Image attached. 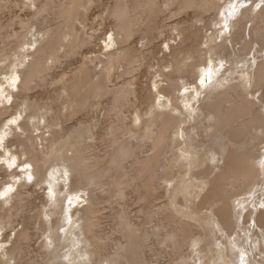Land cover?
<instances>
[{
  "label": "bare ground",
  "instance_id": "6f19581e",
  "mask_svg": "<svg viewBox=\"0 0 264 264\" xmlns=\"http://www.w3.org/2000/svg\"><path fill=\"white\" fill-rule=\"evenodd\" d=\"M232 1L234 2V0ZM5 2H6L5 0H2V1L0 0V11H2L3 7H6ZM32 2H33L32 5H34V7L36 8L35 12H37V14L38 13L39 15L46 14V13L48 15L52 14L53 15L52 17L55 16L54 18H57L56 20L62 19V21L60 20L61 22L60 23L58 22V25L54 24L56 27L53 25L54 27L50 26L51 27L50 28L49 26L45 27L44 25H42L45 28L42 27L43 30L40 32V35L37 32L39 36L42 35L43 37L42 40L41 38L34 40V37H35L33 36L34 34L32 35L33 37L29 36L32 32L34 33V30H32L31 33L29 32L30 33L29 35L26 34L24 29L25 28L28 29L27 27L28 26L31 27V26L30 24L28 25V23H25V21H21V22H24L25 25H28L22 29L24 30L25 34H21L19 36L18 34H16L17 37L15 38H17V40L12 41L8 43L7 45H6L7 40H6V43L2 41V43H4L2 46L6 45V47L1 46L2 48H0V61L4 59L7 60L9 53H13L12 54L13 56H14V53L21 54L22 56L21 50L26 51L29 47L28 45L35 44V43L39 44L37 49L35 50V53L33 54L28 53L25 56V58L28 57L26 59L27 61L28 59H30V61H28L29 63L27 62L28 67H25V65L27 66V64L26 62L23 61L25 58H23L22 56L23 60L21 62L25 64L23 66L25 68L24 72L22 73V71H17V72L15 71L16 77L20 78L21 80L20 85H18V89L20 87L24 89L25 92L33 88L31 86L35 79H38L41 82L44 80L45 74H47L46 70L48 68V65H47L48 63H46L47 59H50L52 62L56 60L58 61V58L60 59V57L62 56L66 57L65 55L68 56L72 54L77 48H78L77 50L79 51L80 50L79 47L85 43L86 38L81 34V32H79L80 29L78 30L76 26V29H74L76 32L75 33L72 29V26L77 18H78L77 20H81L83 18L81 16H83L84 11L89 6L90 0H79V2L77 0L73 2H67V0L65 1L42 0L41 2L40 0H32ZM170 2L177 5L176 12H179L181 10H184L190 7L198 9V11H200L201 13H207L209 11H217L220 15V18L222 17V19H220L219 22H223L222 23L223 26L227 24L226 21H228L227 19L228 17H230V16L227 17L225 14L226 12L222 11L223 9H221L220 0H165L164 3L161 2L160 0H136L134 3L132 2V4L129 3L127 0L115 1V5L114 7H112L109 14L110 16H112L111 18L114 17L117 20V23L114 26L115 28L113 27L115 30L114 40L119 45H121L119 48L121 50V53L116 56L106 57L105 61H103L104 59L102 60L103 62L107 63V67L105 66V64L103 65V67L104 66L106 67V71L104 73H102L101 71L99 72L97 71L94 73V71H96L92 69L94 67L89 68V66H87L88 67L87 68L86 66H83V67L79 66L80 68L76 69L74 73L68 79L62 82L61 90L65 93L63 97L66 98V101H67L66 104L68 105V108L70 110V112L68 111V113L66 112V114L65 113L63 114L62 113L63 111H61V113H59L60 111L59 112L57 111L56 116L55 115L52 116L53 114L48 116L51 112V108L49 107L47 103L44 105V107H40L39 105L41 104L40 103L38 104L37 101L36 102L31 101L27 98V96L23 98L25 95L24 94L22 97L23 99H22L21 105L26 106L25 109H29V111L31 110L30 108H32V111H35L33 113L34 116L31 119L40 120L42 118L43 121L44 120L46 121L47 123L46 126L51 125V126L57 127L59 122L63 121L64 117L66 118L67 116L75 114L77 111L80 112L79 110L82 111L83 107L88 106L91 100L98 101L99 97L104 96V94H107V93L108 94L114 93L113 96H115V98L113 97V100L121 99L123 101V102L121 100L120 101L118 100V102L116 101V104L120 102L119 104H117L118 106L121 104V102L124 103L125 99L129 96L128 90L124 88L121 89L122 87L119 88V90L118 89L109 90L106 84L107 76L109 72L111 71V69L114 66H115L114 67L115 69L116 65L121 61L125 60L127 61V63L136 62L135 61L136 55L134 54L133 49L129 48L127 44H125V41L130 36H133V33L136 32L137 29H139L140 32L142 31L145 35V38L149 41L151 38L150 34L152 33L151 29L153 28L152 24L154 23L155 16L157 15L161 6L163 5H165V7L168 5L170 6L171 4ZM245 2L248 3L250 2V0H245ZM256 2L253 3L252 1L249 8L244 10L249 15L244 16L245 18H243V20L241 18L240 20L242 21L240 22L234 21V22L229 23L228 28L230 31L228 35L226 34V32L223 30L222 27L218 28L217 31L219 32L221 31L223 34L221 35L218 34L220 37L218 36V38L216 39L212 37L209 44H207V48L204 49L203 51L201 50L202 52H204L203 55L200 54L202 53L201 51H199L200 48H196L198 49L196 50L195 46L191 49V52H192L191 54L190 53L188 54L189 49L188 50L183 49L185 54L184 52H182L184 54L183 56L184 59L182 58L183 60L181 63H184V65H186V69L184 70L183 69L184 67H181L178 65H175V69H173L175 70L176 73H178L180 79H182L183 77L185 78V74L187 72L199 75L200 79L202 77L207 76L210 81L209 82L210 86L208 87H212L215 90H218L219 88H221L222 90L225 89L224 91L217 92L215 95L213 94L214 96H211V97L210 95L212 94L209 95V93L205 92L203 94L205 96H203L200 93L201 88L196 83V81L192 83L190 82V85L192 86L189 89L185 90L186 93L182 95V97L174 98L172 97V94H171L172 98L170 102H164L162 104L157 103L158 105L156 106L152 105L154 108L163 107L166 109H170L168 113L154 111L155 114L153 115L151 120L150 119L142 120V115L141 116L136 115L135 120H138V123L140 121L141 126H142L140 127L141 130L139 132L134 130L135 128L133 129L132 127H127L128 125L127 126L125 125L122 118L120 119V121H118L119 124L110 123L111 125L108 127L107 135L109 137H112L111 139L113 140L112 141L113 144L114 143L116 144V142H119V144L118 145L116 144L117 146L114 144V150H112L110 154L108 152V155L105 154V156L104 154L102 156V155H97L94 153L93 155H91L89 153L90 150H88L89 148L86 144L87 142H85V139H87V137H89L90 135V127H87V126H81L79 129L74 131L77 133L75 134V136L74 135L57 136L59 133H57L56 130L52 131L51 136L54 137L53 144L55 143L56 147L53 150L54 152H51V153L35 149L32 147L33 144L28 145L29 143L27 144V142L29 141L33 143L32 137H30L31 135L26 138L27 140L23 139V142L21 141L20 145L24 147V154L27 156V159L24 164H26L29 168L25 170L22 169L20 173H13L14 174L13 178H15L14 182L12 183L9 181L6 182V185H9L8 187L9 191L13 189V187H16L17 191L16 193L11 194L8 198H5L3 200V203L10 204V207L9 209L5 210L4 215H1V212H0V227L5 226L9 223L11 224L12 223L11 216H13V214L20 207H24L25 204L22 206V203H24L27 198L29 199L28 197L29 194L27 193V191L24 192L22 191V189L20 190V188L24 185L26 178L28 179L32 178L33 184L37 185V184L44 183V185H46V188H44V190L47 191L46 196L50 198V200L47 199L46 202L43 204L44 206L41 207L43 208L42 210H40V213H39V215H41V217H39V220H41V223H43L42 217L46 219H50L52 216L59 215L61 218L60 225L58 224L59 226L57 228H56V220L54 221L52 219L50 222L49 220L45 221L47 225H50V228H48L49 234L46 233L47 230L43 228V226L40 227L47 241L46 244L44 242L42 247H44L45 249L48 248L49 246H52V247L54 246L55 249L56 247L60 248V240L61 238L62 239L64 238L65 239L64 241H67L68 243H70L67 246L69 247V249L63 255H61L62 253H59L60 255L57 256V260L60 257H66V259H68L69 262H74L75 264H98L97 257H98V254L101 253L102 249H104L102 248V246L104 244V241H106V239L104 238L106 236L103 237L102 234L100 235L99 232H97V228H99L98 222L100 221L99 219H101V218L98 219V216H100L98 215L99 213L96 214L97 210L100 209V208L97 209L98 207L97 199L100 198V195L98 194L99 198H96L97 194H94L95 190L93 188L88 189L90 185L99 184L100 189H105V187L106 189H108V191L109 189H111V191L115 194L112 193L110 195H113V198L116 197L118 199L119 198L122 199V197L126 196L124 194H125L126 187H128L134 191V194L137 196V198L140 201H146L148 196L152 194L154 190L156 189V186H157L156 173L158 172L157 168H162V171L164 172L165 177L169 175L172 176V172H175V174L176 172H180L183 175V172L186 173V172L192 171L193 168L198 167L199 165H201L202 163L206 161H209V162L213 161L214 162L213 169H211L210 167L207 168L211 171L207 170L206 173H203L204 171L200 173L197 172L200 175V177L201 176L204 177L203 180L201 179L202 183L200 182L199 184L196 183L194 185L196 186L198 191L199 189L200 191L202 190L200 194V206L199 207L200 208L201 206L204 207V204L207 208L209 207V210L212 216L214 215L216 217V221L218 222L221 229L224 230V232L231 231L230 234L233 233L234 230L232 231L229 229H233V226H235V224L238 223L239 217L241 218V222L245 221V216H242L241 212L244 209H246V207H242V205H244L247 202H245L244 204H241L243 201L242 202L240 201L237 206L241 205V208L235 210L234 205L231 202V198L235 197L234 195L235 193L238 195L237 193L238 190H239L238 191L239 193L240 191H243V193L248 192L252 184L255 185V183H257V181L255 182V180H257L260 175H264V160L262 159V157L264 156V153L260 155L259 148H258L259 144H262V141L264 142V112L262 111L264 109V99H263L264 97L261 95L262 99L260 100L262 101L260 102V105H257L254 102V100L249 99L252 97V96L249 97V94H243V93L237 92V90H239L241 87H243L244 91L248 90L252 82L254 83L253 84L254 86H258L259 88H261V90L262 89L264 90V60H263L264 53H261L259 55L256 54L257 52H262V51L264 52V48L260 47L263 43L264 38L261 39L260 36L259 37L256 36L257 32H258L257 34L261 33V35L264 36V6L260 4L262 3V0L261 2L259 0L257 3ZM259 5L262 7L258 8ZM257 8L259 9V11L256 12ZM234 9H233L234 11H237L239 9V4H236ZM78 11H79V14H78ZM244 11L242 12V14L245 13ZM173 12L175 11L173 10ZM75 15H78V16H75ZM255 19H257V21L253 22L255 21ZM243 21H246V22H243ZM31 22L33 21L31 20ZM155 22L157 21L155 20ZM249 23H251V27L249 28L250 35L252 33V35L249 37L250 41L247 42L246 44L240 43L242 44V46H240V49L238 50V52H235V49L233 48L234 54L230 53L225 48L223 50V47L227 45V43L228 45L230 44L234 47V41L237 39L236 38L237 32H238L237 27L239 26L243 27ZM24 24L21 23V25L23 26ZM241 27H240V30H241ZM180 28L182 27H179V30H181ZM36 31H37V28H36ZM77 33L78 35L76 36ZM118 36L120 37L121 41L117 39ZM11 37L13 38L14 36L12 35ZM220 38H221V41L219 42ZM33 40L35 43L32 42ZM87 40L89 39L87 38ZM240 40L242 41V39ZM26 45L28 47L26 50H24L26 48L25 47ZM83 46H85V44ZM226 47L227 49L229 48V46H226ZM62 49H64V52H61L62 55L61 53L58 54L60 50ZM225 50L228 51L229 53L225 54L226 52H223ZM197 52H200L199 53L200 55ZM247 54H249V56H252V60H250L251 57L249 61L247 60V57H248ZM137 55H141V54L138 53ZM29 56L32 58H29ZM200 56H205L207 57L206 60L208 59L209 64L204 63L203 68H202V64L198 65V63L200 62V59L203 58V57L200 58ZM137 58L138 57H136V60ZM189 59H192V62L188 65L185 64V62ZM206 60L203 59V61L207 62ZM95 61L98 63L99 59L94 60L92 63H94ZM250 61H252L253 63L255 61L257 62V63L255 62L256 65H254L255 69L253 71H249L253 67V63L252 62H251L252 64L249 63ZM177 62L178 61L174 62V64H176ZM100 63L101 65L103 64L102 62ZM89 65H91V63H89ZM239 65H243V66L241 67ZM244 66H247V69L245 68V70H243L242 68ZM12 71L14 70L12 69ZM48 71H50V67ZM234 75H238L239 78L241 79V82H238L237 84L232 83L233 85L230 84L231 86L230 87L228 86L229 88H227L226 85L228 83H231L233 80L238 79V77L235 78ZM162 76L165 77L166 81L169 84L170 89L171 87H173V88H176L177 91H179L178 89L180 88L181 90L182 88H184L183 85L186 84V83H183L181 86H179L180 84L178 85V82L173 81L171 78H169V74L168 75L162 74ZM184 78L182 80H184ZM197 82L199 83V81ZM33 85H36V84H33ZM200 85L204 87V84L201 82H200ZM166 91H170V90H168V88L157 90L158 94L164 93L165 95L167 93ZM173 91H176V90H173ZM5 93H7L6 97L8 98V96L10 95L8 94V90L6 89L3 92H1V95ZM261 96L259 97L261 98ZM113 100L111 99L112 103L114 102ZM197 100H199L197 102L198 105L196 104ZM117 105L114 106L113 104L115 108ZM113 106L112 107L110 106V107L113 108ZM121 106H124V104H121L119 107H117V109L119 110ZM51 107H52V104H51ZM43 108L45 109V112H49L48 115L47 113L42 114V111L40 110H42ZM184 108L185 110H188L187 111L188 113L186 112L188 116L190 117L196 116V118L199 119L197 124L186 126V123L189 117L187 115H184L183 113ZM39 111L41 112V114ZM146 114L147 113H145V115ZM186 116H187V119H186ZM201 124L203 126H201ZM27 126L28 125L26 124L18 125V127L22 131H26V129L29 127ZM151 126H153V128H151ZM9 128L11 129V127ZM3 129L0 132V134L2 133L0 136L1 139H3L4 137L8 135L7 130H3ZM180 129H181V132H180ZM197 129L200 130V136L202 138H206V140L205 139H204L205 141L197 140L198 142L195 141V143H193L194 142L193 140H195L194 139L195 136H197L196 138H199L198 137L199 134H197L196 132ZM194 130L196 134L193 135V133L191 134L190 132ZM123 133L127 135L125 136L126 139L129 138L128 140L135 141V143H138V144L149 143L150 148H151V155L146 156V157H143V156L140 157L139 155H136L135 157L136 160H134V162L132 163L130 161L131 157L134 155V151H132V149H134V145L136 144L133 145L131 141H129L130 143L125 142L126 144H123L121 141H119V140L124 139V138H121V135L123 136ZM173 135L176 136V141L174 139L175 137H173L174 140L172 139ZM249 142H251V144H249ZM253 148H256V150L255 152L252 153ZM239 149H242V150L238 152ZM180 152L183 155H185V157L182 154H179ZM220 161H222L221 166L219 165ZM129 163L130 165H128ZM157 163L158 165L156 166ZM215 170L217 171L216 173H215ZM260 171H263V172H260ZM46 172L48 173L47 174L48 176L45 174ZM197 173H194L197 176L193 174L192 177L194 176L198 177L199 175ZM209 175H212V177L207 180V177ZM23 177H24V181H22ZM258 184L257 186L260 185ZM64 185L67 188L66 194H65V191H63ZM77 186L78 187L82 186L80 188L81 191H84V190L86 192L88 191V194H86V197L84 199L88 201V206L85 207L83 210H79V212L76 213V215L70 214L66 216V218L69 221H73L75 219H78V220H75V222L72 223L70 227L65 230L63 228L64 218H62L63 216L61 213L62 211L60 207L57 206V204L58 203L60 204V200H63L66 195H67L66 196L67 198L70 197L71 199L75 197H80V195L79 196L75 195L76 194L75 191L78 190V189H75L77 188ZM176 189L177 187L172 192L171 199L175 196ZM234 190H237L234 194H232L234 197L232 195H231L232 197H230V194L233 193L232 191ZM184 191L186 190L184 189ZM185 193H183L184 196H182V200L183 202L186 201L187 203L185 205L188 208H190L189 203L193 201L192 199L193 195H192V192L186 193V194ZM253 193L254 192H252V194ZM154 194L155 192L152 195L154 196ZM246 194L250 195L248 193ZM248 198L250 197L248 196ZM110 200H113V199H110ZM166 205L173 206L172 202L170 201L169 203L168 201L167 204H164L160 208L161 211H159L158 213L163 215L164 221H167V223L164 222L166 223V226L168 225V223L169 224L171 223L175 226H173V229H171L170 231L162 232L164 226L161 224H157L153 226L152 228L153 232L150 235L160 234L159 237L161 236L162 243L163 241H166L168 242V244L172 245L171 247L179 251L178 249H181L182 245L184 246L185 243H187L188 240L192 238L191 236L194 234L191 235L192 227L189 225L190 222L187 223L186 221L176 220V218L170 214L171 209L170 208H169L170 210L166 209L167 208ZM47 206L49 207L48 210L46 209ZM67 207L69 210L71 206L70 207L67 206ZM207 208H201V209L207 210ZM9 210L11 211L10 214H8ZM194 213L195 212L192 209L191 214H185V213L184 214L187 215L188 217H191L192 214ZM126 216L122 213L119 214V217L123 220V229L128 231V234H127L128 235V245H127V250H126L127 256L125 253L126 263L127 264H141L142 263V259L140 258V253H142L141 248L143 247V243L148 239L149 234L148 233L144 234L143 236H140V238L136 237L135 235H136L137 229L132 228V226L135 223L132 225V222ZM243 218H244V221H243ZM195 220L197 221V223L200 224L202 228L203 226L205 227V225L203 226L201 225L205 221L207 222L205 218L201 219V218L195 217ZM232 220L235 224L232 222ZM253 220L256 224V227L264 235V210L259 211V213L256 214ZM216 221H215V224H216ZM246 222H249V220H247ZM245 225H247V223ZM26 228L27 227H23L22 230L17 232L15 240L12 242V245L10 246V248L7 250L5 254V257L7 258L5 263H9L10 261H13V260L15 262L16 256L21 252V248L23 245L20 246L19 241L20 240L25 241L26 238L28 239V237H30L28 236L30 232L28 233L29 230L27 231L28 228L27 229ZM60 229H64L62 230L63 231L62 236H61V233L59 234ZM193 229H195V227ZM193 232L195 233V230ZM169 233L173 234V240L166 239ZM205 234L207 237L206 232L203 235ZM227 234L230 236L229 233ZM237 234H238V237L241 238V234L240 236H239V232ZM237 239L234 238V240L228 243V246L226 245L227 250H229V252L230 250H232V248L238 247L241 245L240 241H238ZM258 240L260 239L255 238L256 242ZM260 244L261 243H259L258 246ZM209 245H211V243L208 244L205 249L210 252L211 260H214L216 257L211 253L212 247H210ZM214 249H213V252H214ZM222 249L223 248H221V250ZM251 249L249 248L243 249V251L241 250L242 252H239V255L241 257L247 256V259H248L250 258L248 255L249 253H251L252 251ZM16 250H19L20 252L15 253ZM229 257L231 258V255L230 256L228 255V258ZM52 259L48 260L46 264H61L62 263L61 261L59 262L57 261V263H55L54 262L55 260H52ZM252 259L253 261L251 262L256 264L255 259L254 258ZM112 261L117 262V264H120L119 262L121 263L123 262L122 259L120 260L118 258H114ZM233 263L234 262L231 259H229L227 262V264H233ZM15 264H18V263L15 262Z\"/></svg>",
  "mask_w": 264,
  "mask_h": 264
},
{
  "label": "rangeland",
  "instance_id": "374dc122",
  "mask_svg": "<svg viewBox=\"0 0 264 264\" xmlns=\"http://www.w3.org/2000/svg\"><path fill=\"white\" fill-rule=\"evenodd\" d=\"M5 1H6L5 2L6 7H3L2 11H0V26H1L0 27L1 29L0 30V48L6 47V45L12 41H16L17 40V38H15L17 37L16 34H18L19 36L21 34H25L26 32V34L29 35L32 30H34V33L32 32L29 36H32L34 34L33 36L36 37V38L34 37V40L40 39V38L42 40L43 38L42 35L39 36L40 32L43 30L42 27L43 28H45L46 26L54 27L55 25H58V22L60 23L62 21V19L56 20L57 18H54L55 16L52 17L53 16L52 14H49V15L47 13L41 14V15H39V13L37 14V12H35L36 8L34 7V5H32L33 3L32 0H5ZM41 1L42 0H40V2ZM57 1H61V0H57ZM62 1H65V0H62ZM73 1L75 0H67V2H73ZM77 1L79 2V0ZM115 1L114 0H90L89 6L84 11L83 16H81L83 18L82 19L80 18L81 20H77L78 18L77 19L75 18L76 20L72 26V29L74 32H75L74 29H76V26H77L78 30L80 29L79 32H81V34L86 38V41L87 42L89 41V42L87 43L85 41L84 43L85 46H83L84 44H82L81 45L82 47L81 46L79 47L80 48L79 51L77 50L78 49L77 48L76 49L77 51L75 50L72 54L68 56L65 55L66 57L62 56L60 57V59L58 58V61L56 60L52 62L50 59H47L46 63H48L47 64L48 68L46 70L47 74H45V77H44L45 82L44 80L41 82L38 79H35L31 86L33 88L27 90L26 92L24 91V89L20 87L18 89V85H20L21 80L20 78L16 77L15 74L17 71H22V73L24 72L25 68L23 66L25 64H23V62L21 61L23 60V58H25V56L28 53H32V54L35 53V50L37 49L39 44H36L33 40L32 42H34L36 45L31 44V45H28L29 47L26 45L25 46L26 48L24 47L25 48L24 50H26L27 47L28 49L26 51L21 50L23 58L21 54L14 53V56H13L12 55L13 53H9L7 60L4 59L0 61V132L3 128H4L3 130H7L8 132V135L4 137L3 139H1L0 137V140H1L0 141V194H1L0 195V212H1V215H4L5 210L9 209L10 207V204H4L3 200L5 198H8L11 194L16 193L17 191L16 187H13V189L9 191L8 190L9 185H6V182L8 181L11 183L14 182L15 178H13L14 176L13 173H20L22 169L25 170L29 168L26 164H24L27 159V156L24 154V147L20 145V142L21 141L23 142V139L27 140L26 138L29 137L30 135H31L30 137H32L33 143L29 141L27 142V144L29 143L28 145L33 144V146L31 145L33 148L38 149L40 151L42 150L44 152L51 153V152H54L53 150L56 147L55 146L56 144L55 143L53 144L54 137L51 136L52 131L56 130L57 133H59L57 136L59 135L60 136L62 135H66V136L74 135L75 136V134L77 133L74 131L79 129L81 126H87V127H90V135L89 137H87V139H85V142H87L86 144L89 148L88 150H90L89 153L91 155H93L94 153V154L102 155V156L104 154L105 156V154L108 155V152L110 154L111 151L114 150V144H115V143L114 144L112 143L113 141L111 139L112 137H109L107 135L108 127L111 124H116V123L119 124L118 121H120L121 118L123 119L125 125L126 126L128 125L127 127H132L133 129L135 128L134 130L139 132L141 130L140 127L142 126H141L140 121L138 123V120H135L136 115H140V116L142 115V120H146V119L151 120V118L155 114L154 111L168 113L170 109H166L163 107L154 108L152 105L156 106L158 105L157 103L162 104L164 102H170L172 97L174 98L182 97V95L186 93L185 90L189 89L192 86L190 85V82L192 83L196 81V83L201 88L200 93L202 95L205 92H207L209 93V95L212 94L210 95L211 97V96H214L217 92L224 91L225 89L222 90L221 88H219L218 90H215L212 87H208L210 86L209 85L210 81L207 76L202 77L200 79L199 75L187 72L185 74V78L183 77L184 80H182L183 78L180 79L178 73H176L175 70L173 69H175V65L184 67L183 68L184 70L186 69V65H184V63H181L182 60L184 59L183 56L185 54L183 49H186V50L189 49L190 52L188 51V54L192 53L191 49L194 46H195V49L200 48L199 51L201 50L203 51L204 49L207 48V44H209L212 37L216 39L218 38L219 35L223 34L221 31L220 32L217 31L218 28L222 27L223 30L228 35L230 31L228 28L229 23L234 22V21H238V22L242 21L243 18H245L244 16L249 15L244 10L249 8L252 1L253 3H255L256 1L258 2V0H250V2L248 3H246L245 0H234V2L232 0H220L221 9H223L222 11L226 12L225 14L227 17L230 16L227 19L228 21H226L227 24H225L224 26L222 24L223 22H219L220 19H222V17L220 18V15L217 11H209L207 13H201L200 11H198V9L190 7L191 9L190 8L184 9L186 11L181 10L179 12H176L177 5L172 2H170L171 3L170 6L169 5L166 6L167 8L165 7V5L161 6L157 13L158 16L157 15L155 16L154 23H153L154 25L152 24L153 28L151 29L152 33L150 34L151 38L149 41L145 38L144 33L142 31L140 32V30L137 29V27H136L137 30L135 29L136 32L133 33V36H130L131 39L129 37L125 41V44H127L129 48L133 49L134 54L136 55L135 56L136 62L127 63V61L125 60L121 61L122 64L121 62H119L116 65V68L114 69L115 67L114 66L107 76L106 84L109 90H114V89L119 90V88L121 87H122L121 89L124 88L128 90L129 96L125 99L124 103H122L123 101L120 99L122 101L121 104H124V106L120 107L121 109L120 108L119 110L117 109V107L121 105V104L119 106L117 105L120 102L116 104V101L118 102L119 99L113 100V97L115 98V96H113L114 93L113 94L107 93V94H104V96L99 97L100 100L98 99V101L91 100L88 106L83 107L82 111L79 110L80 112L77 111L75 114L67 116L66 118L64 117L63 121H60L57 127L51 126V125L46 126L47 123L45 120L43 121L42 118L40 120L31 119L34 116L33 113L35 111H32V108H30L31 109L30 110L31 112H30L29 109H25L26 106L21 105L22 99L25 98V96H27V98L31 101H35V102L37 101L38 104L40 103L41 104L39 105L40 107H44L46 103L49 105V107L51 108L50 114L48 115L49 112H45L44 108L40 110L42 111V114L47 113L48 116L52 114H53L52 116L54 115L56 116L57 111L58 112L60 111L59 113L63 111L62 113L66 114V112L68 113V111L70 112V110L68 108V105L66 104L67 102L66 98L63 97L65 93L61 90L62 82L68 79L74 73L76 69L83 67V66H86V67L89 66V68L94 67L92 68L93 70H96L94 71V73L97 71L98 72L101 71L102 73H104L107 67V63L103 62L105 61V58L116 56L121 53V50L119 49L121 45H119L114 40V33H115L114 26L116 25L117 20L116 18L113 17L116 20L115 21L113 18H111L112 16H110L109 14L112 7H114L115 5ZM127 1L132 4V2L134 3L136 0H127ZM160 1L163 3L165 2V0L164 1L160 0ZM259 1L261 2V0ZM263 2L264 1L262 0V3L260 4L264 6ZM236 4H239V9H238L239 11L238 10L234 11L235 10L234 7ZM231 5H233L234 7ZM259 7L261 8L262 6L259 5L258 8ZM258 8L256 9V12L259 11ZM173 10L175 12H173ZM243 11L245 13L242 14ZM34 12L36 13V15ZM78 14H79V11H78ZM75 16H78V15H75ZM241 18L242 20H240ZM31 20L33 22H31ZM155 20L157 22H155ZM21 21H25V23H28V25L30 24L31 27H29L28 25H25L24 22H21ZM256 21L257 19H255V21L253 22H256ZM243 22H246V21H243ZM21 23L24 24V26L21 25ZM42 25H44L45 27ZM25 26H28L27 27L28 29L25 28L24 29L25 32H24V30L22 29ZM179 27H182L180 28L181 30H179ZM240 27L241 26L237 27V31H238L237 37H236L237 39L235 38L236 40L234 41V47L230 44L228 45L227 43V45L223 47V50L225 48L230 53L234 54L233 48L235 49V52H238V50L240 49V46H242L243 43L246 44L247 42L250 41L249 37L252 35V33L250 35L249 28L251 27V23L247 24L246 26L241 27V30H240ZM36 28H37V31H36ZM37 32L39 33V35ZM257 33H256L257 37L260 36L261 39L264 38V36H262L261 33L259 34ZM12 35L14 36L13 38L11 37ZM77 35L78 33L76 34V36ZM87 38L89 40H87ZM117 39L121 41L119 36L117 37ZM240 39H242V41ZM6 40H7V43H6ZM2 41L6 43L5 46H2L4 44L2 43ZM220 41H221V38L219 39V42ZM226 46H229V48L227 49ZM260 47L264 48V40ZM226 50L223 52H226L225 54H228L229 52ZM61 52H64V49L60 50L58 54H60ZM182 52H184V54ZM138 53H140L141 55H137ZM197 53L199 54L200 52H197ZM261 53H264V52L263 51L257 52L256 54L259 55ZM200 54L203 55L204 52ZM16 55L17 56L20 55L19 56L20 59ZM247 56L249 57V58L247 57L248 61L250 57H251L250 60H252V56H249V54H247ZM136 57H138L137 58L138 61L136 60ZM27 58L28 57H26L23 60L24 62H26V64L28 61H30V59H28L27 61L26 60ZM29 58H32V57L29 56ZM200 58L202 60L200 59V62L198 61L199 62L198 65L202 64V68H203L204 63L209 64L208 59L206 60L207 57L200 56ZM98 59H99L98 63L96 61L92 63L94 60H98ZM203 59H205L207 62L203 61ZM11 60L13 63L11 62ZM175 60L178 61L176 64H174V62H176ZM100 62H102L103 64L101 65ZM191 62H192V59H189L185 62V64L188 65ZM251 62L252 61H250L249 63ZM255 62L254 63L252 62L253 69L251 68V70L249 71H253L255 69L254 68V65H256ZM89 63H91V65H89ZM104 64L106 67L105 66L103 67ZM239 66L242 67L243 65H239ZM25 67H28V64L27 66L25 65ZM49 67H50V71H48ZM245 68L247 69V66H244L242 69L245 70ZM12 69L14 71H12ZM161 73L165 75L169 74V78H171L173 81L178 82V85L180 84L179 86H181L183 83L187 84V82L188 84L187 85L184 84L185 85V86L183 85L184 88H182L181 90L179 88L178 89L179 91H177V89L173 87H171L170 89L168 82L166 81L165 77L162 76ZM234 76L235 78L238 77V79H235L231 83H228L226 85L227 88H229L233 84H237L238 82H241V79L239 78L238 75H234ZM197 81H199V83ZM200 82L204 84V87L200 85ZM33 84H36V85H33ZM251 84L248 90L244 91L243 87H241L240 88L241 90L239 89L237 90V92L243 93V94H249V97L252 96L249 99L254 100V102L257 105H260V102L262 101L260 99H262V96L264 97V90L263 89L261 90V88H259L258 86H254L253 82ZM163 88H168V90L170 91H166L167 92V93L165 92L166 95L164 93L158 94L157 90L163 89ZM5 89L8 90V94L10 95L8 96V98L6 97L7 93L1 95V92H3ZM173 90H176V91H173ZM171 94H172V97H171ZM259 96H261V98ZM111 99L114 101L113 103L111 102ZM198 101L199 100L196 101V104ZM51 104H52V107H51ZM113 104L114 106L117 105L116 108L113 106ZM64 105L65 106L67 105L66 108ZM110 106L111 107L113 106V108H111ZM59 108H61L62 110ZM187 111L188 110H185L184 108L183 110L184 115H187L188 113ZM262 111L264 112V109ZM145 113L147 114L145 115ZM187 116H186V119H187ZM188 117L189 118L186 123V126L188 125L191 126L192 124L195 125L198 123L199 119L196 118V116H193V117L188 116ZM21 124L22 125L26 124L29 126V127L27 126L28 128L26 129V131H22L18 127V125H21ZM201 126L203 125L201 124ZM9 127H11V129ZM151 128H153V126H151ZM200 130L199 129L196 130L197 134H199L198 137L200 139L196 138L197 136H195L194 138L195 140H193L194 141L193 143H195V141L198 142L201 140L202 141L206 140V138H202L200 136ZM180 132H181V129H180ZM196 132L194 130L190 133L191 134L193 133L194 135L196 134ZM125 136L127 135L123 133V136L121 135V138H124V139L119 140V141H121L123 144H126L125 142L128 143L129 141H131L133 145L136 144L134 145V149H132V151H134V155L130 159L132 163L134 162V160H136L135 158L136 155H139L140 157L141 156L146 157V156L151 155V148H150L149 143L138 144V143H135V141L128 140L129 138L126 139ZM173 137H175L174 139L176 141V136L173 135L172 139ZM116 144L118 145L119 142H116ZM249 144H251V142H249ZM258 148H259L260 155H262L264 153V142L263 141H262V144H259ZM240 150L242 149H239L238 152H240ZM255 150L256 148H253L252 153L255 152ZM179 154H182V153L180 152ZM183 156L185 157V155ZM262 159L264 160V156L262 157ZM128 165H130V163ZM157 165L158 163L156 164V166ZM219 165L220 166L222 165V161L219 162ZM209 167L213 169L214 167L213 161L211 162L206 161L202 163L201 165H199L198 167L193 168L192 171H189L186 173L183 172V175L180 172H176V174L175 172H172V176L169 175L166 177H165L164 172L162 171V168H157L158 169V172L156 173L157 186H156V189L154 190L155 194L154 196L152 195L154 192L150 194L146 201H140L137 198V196L134 194V191L128 187H126L125 194H124L126 196L122 197V199L121 198L118 199L115 197L116 198L115 199L113 198V195H110L113 193L111 189H109V191L108 189H106V187L105 189H100L99 184L90 185L88 189L93 188L95 190L94 194H97V196L95 195L96 198H99V195H100V198L97 199L98 200L97 209L99 208L100 209L97 210L96 214L99 213L98 215L100 216L98 215L97 216H98V219L99 218L101 219H99L100 221L98 222V225H99L98 227L100 228V230L99 228H97V232H99L100 235L102 234L103 237L106 236L104 237L106 241H104V244L102 246V248H104L101 251L102 254L99 253L97 257L98 264H117V262L112 261L114 258H118L120 260L122 259L123 262L122 263L119 262L120 264H127L125 253L127 256L126 250H127V245H128V235H127L128 231L123 229V220L119 217L120 213L124 214L125 216L127 215L126 217L129 218V220L132 222V225L135 223L132 226V228L137 229L136 235H135L136 237L140 238V236H143L144 234H147V233L149 234L148 239L143 243V247L141 248V251H142V253H140V258L142 259L141 264H227L229 259L233 260L234 262L233 264H250V263L255 264L251 262L253 261L252 258L255 259L256 264H261L262 262H263L262 264H264V252H262L264 251V240H263L264 235L256 227V224L253 220L256 214L259 213V211L264 210V180H263L264 175H260L259 178L255 180V182L257 181V183H255V185L252 184L248 192L245 191L246 193L250 195L243 193V191H240L241 193L240 194L238 192L239 190L238 191L234 190L232 191L233 193L230 192L231 193L230 197H232L233 196L232 194H234L236 191L238 193V195L235 193L234 194L235 197L233 196L234 198H231V202L233 203L235 210L241 208V205L237 206L240 201L241 202L243 201L241 204H244L245 202L249 203V204L245 203L244 205H242V207H246V209H244L241 212V215L245 216V221L243 218L244 222H241V218L239 217L238 223L235 224L232 220V222L235 224L236 227L233 226V229H229L232 231L234 230L233 233L230 234L231 231L224 232V230L221 229L218 222L216 221V217L214 215L212 216L209 210V207L207 208L205 204H204V207L201 206V208H207V210L201 209L199 207L200 206V194L202 190L200 191L199 189L198 191V189L194 185L196 183L199 184L203 180L204 177L202 176L200 177V175L197 172L200 173L204 171L203 173H206L207 170H209L207 169ZM216 170H215V173L217 172ZM47 172L45 173L46 175L49 173ZM260 172H263V171H260ZM194 173H197L199 176L196 177L197 175ZM193 174L196 176L192 177ZM209 176L207 177V180L212 177V175H209ZM30 179L26 178L24 185L20 188V190L22 189V191L24 192L27 191V193L29 194L28 195L29 199L27 198L26 199L27 201L25 200V202L27 203L23 201L24 203H22V206L25 204L24 207H20L13 214V216H11L12 217L11 224L9 223L5 226L0 227V264H15V262H17L18 264H46V262H48V260H51L54 256L55 257L52 260H55L54 261L55 263H57V261L58 262L61 261L63 264H75L74 262H69L68 259H66V257H60L57 260V256L60 255L59 253H62L61 255H63L69 249V247L67 246L70 243H68L67 241H64L65 240L64 238L63 239L61 238L60 240V248L56 247L55 249L54 246L53 247L49 246L48 248L45 249L44 247H42L44 242L46 244L47 241L40 227L43 226V228L47 230L46 233L49 234L48 228H50V225H47L45 221L49 220L50 222L52 219L54 221L56 220V228H57L60 225L61 218L59 215L56 216L54 214L55 216H52L50 219H46L42 217L43 223H41V220H39V217H41V215H39L40 210L43 209L41 207H43L44 206L43 204L46 202V200L47 199L50 200V198L46 196L47 191L44 190V188H46V185H44V183L35 185L32 183L33 179L32 178ZM22 181H24V177ZM257 184L259 186H257ZM81 187L82 186H79V187L77 186V188H75V189H78L75 191L76 192L75 195L76 196L80 195V197H75L71 199L68 196L70 198L69 199L66 197L67 196L66 195L63 200H60V204L59 203L57 204V206H59L62 211L61 212L63 215L62 218H64L63 228L65 230L69 228L70 225L75 222V220H78V219H75L73 221H69L66 218V216L70 214L76 215V213H78L79 210H83L85 207L88 206V201L84 200L86 197V194H88V191L87 192L85 190H84L85 192L81 191L80 189ZM176 187H177L176 194L171 199V194L175 190ZM184 189L186 191H184ZM63 191H65V194H66L67 188L65 185L63 186ZM185 192L186 193L192 192V195H193V198H192L193 201L190 203L188 202L190 208H188L185 205L187 202L186 201L183 202L182 200V196H184L183 193ZM252 192L254 193L252 194ZM248 196L250 198H248ZM110 199H113V200H110ZM168 201L169 203L171 201L174 207L166 205L167 208L166 207L165 208L171 209V210L169 209L171 211L170 214L173 215V217H175L176 220L186 221L187 223L190 222L189 225L192 227L191 235L194 234L191 236L192 238L188 240L187 243H185L184 246L182 245L181 249H178L179 251L171 247L172 245L168 244V242L166 241H163L162 243L161 236L159 237L160 234L150 235L153 232L152 231L153 226L157 224H161L164 226L162 232L170 231L171 229H173V226H175L171 223L170 224L168 223V225L166 226L167 221H164L163 215L158 213L159 211H161L160 208L164 204H167ZM67 206L69 207L71 206L69 210ZM197 207H199L200 209ZM48 208L49 207L47 206L46 209L48 210ZM192 209L194 210L195 213L192 214L191 217H188L187 215H185V214H191ZM10 213L11 211L9 210L8 214ZM14 217L16 220L14 219ZM30 217H32L33 220ZM195 217L201 218V219L205 218L207 222L208 221L209 222L207 223L205 221L204 223H202L201 224L202 226L205 225V227L203 226L202 228L200 224L197 223V221L195 220ZM247 220H249V222H246ZM215 221H216V224H215ZM246 223L247 225H245ZM23 227H27L28 228V229L26 228L27 231L29 230L28 233L30 232V234H28V236L30 237H28V239L26 238L28 242L26 241V239L25 241L20 240L19 241L20 246L23 245L21 248L22 253L19 250H16L15 253H18V252L20 253L16 256L15 262L13 260V261H10L9 263H5L7 259L5 257V254L7 250L10 248V246L12 245V242L15 240L17 232L22 230ZM194 227L195 229H193ZM64 229L59 230V234L61 233V236L63 232L62 230ZM194 230H195V233L193 232ZM235 230L237 233L239 232V236L241 234V238L238 237V234L235 232ZM205 232L207 233V237H206V234L203 235ZM227 233H229L230 236ZM244 234L246 235V237ZM234 238L240 241V244L241 245L243 244V245L234 247L229 252V250H227L228 243L234 240ZM255 238L260 239V240L256 242ZM166 239L173 240V234L169 233ZM210 243L211 245L209 246L212 247L211 253L216 258H218V259L215 258L216 260L215 259L211 260L210 252L205 249L206 246ZM257 243L258 244L261 243V244L258 246ZM221 248L223 249L221 250ZM247 248L249 249L252 248L251 253H249L248 255L250 258L248 259H247V256L241 257L239 255V252H242L243 249H247ZM213 249H214V252H213ZM228 255L229 256L231 255V258L230 257L228 258Z\"/></svg>",
  "mask_w": 264,
  "mask_h": 264
}]
</instances>
